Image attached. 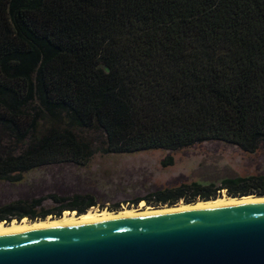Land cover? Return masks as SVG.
<instances>
[{"label":"trees","instance_id":"16d2710c","mask_svg":"<svg viewBox=\"0 0 264 264\" xmlns=\"http://www.w3.org/2000/svg\"><path fill=\"white\" fill-rule=\"evenodd\" d=\"M0 133L20 148L0 152V181L10 183L42 165L83 167L95 146L133 154L219 141L255 152L264 143V0H0ZM238 182L264 196L261 176L225 182L227 196L250 193L226 185ZM213 198L177 189L155 206ZM19 204L0 208V223Z\"/></svg>","mask_w":264,"mask_h":264},{"label":"water","instance_id":"95a60500","mask_svg":"<svg viewBox=\"0 0 264 264\" xmlns=\"http://www.w3.org/2000/svg\"><path fill=\"white\" fill-rule=\"evenodd\" d=\"M0 264H264V199L158 206L0 233Z\"/></svg>","mask_w":264,"mask_h":264},{"label":"rangeland","instance_id":"374dc122","mask_svg":"<svg viewBox=\"0 0 264 264\" xmlns=\"http://www.w3.org/2000/svg\"><path fill=\"white\" fill-rule=\"evenodd\" d=\"M78 135L90 140L96 138L91 132ZM12 143L0 133L1 153L17 154L20 148ZM168 160L170 164L162 166L161 162ZM259 176L264 177V143L251 154L219 141L173 152L152 150L133 154H103L95 146L93 155L83 167L73 163L47 164L23 173L17 183L0 181V208L20 203L5 214L11 218L8 223L16 221L12 217L23 212L40 215L58 213L61 209L62 215L74 212L68 211V207L83 208L88 204L94 205L89 209L113 212L123 207H137L141 202L143 208H152L158 207L155 206L158 199L173 197L177 189L186 199L196 192L214 193L217 197L226 195V190L222 189L225 182ZM226 185L232 190L249 191L248 195L260 190L251 182ZM176 204L189 203L179 199L173 205Z\"/></svg>","mask_w":264,"mask_h":264},{"label":"bare ground","instance_id":"6f19581e","mask_svg":"<svg viewBox=\"0 0 264 264\" xmlns=\"http://www.w3.org/2000/svg\"><path fill=\"white\" fill-rule=\"evenodd\" d=\"M261 199H264V196L257 197L254 195H245V196L240 197V198H232V197H228V196L222 194V195L217 196L216 198H213V199L198 200L194 203H189V204H193V205H220V204H228V203H234V202H239V201H250V200H261ZM147 208H151V207L143 208V203L141 202L137 207H123L120 210H117L114 212L107 210V209H102V210L88 209L85 213H83L81 215H76L74 212H72V213L64 212L58 218L46 217L45 219H39V220H35V221H28L25 219H22L21 221H14L13 220L8 224H6L5 222L0 223V233H5V232H9V231L24 229V228H28V227L43 225V224L55 223V222H60V221L72 220V219H78V218H83V217L109 214V213H117V212L135 211V210H141V209H147Z\"/></svg>","mask_w":264,"mask_h":264}]
</instances>
